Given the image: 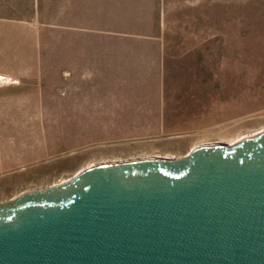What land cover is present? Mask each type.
Wrapping results in <instances>:
<instances>
[{
	"label": "rangeland",
	"instance_id": "obj_1",
	"mask_svg": "<svg viewBox=\"0 0 264 264\" xmlns=\"http://www.w3.org/2000/svg\"><path fill=\"white\" fill-rule=\"evenodd\" d=\"M40 1L0 0V214L93 164L264 133V0H152L118 19L34 17ZM118 29L153 30L163 57L125 67Z\"/></svg>",
	"mask_w": 264,
	"mask_h": 264
},
{
	"label": "water",
	"instance_id": "obj_2",
	"mask_svg": "<svg viewBox=\"0 0 264 264\" xmlns=\"http://www.w3.org/2000/svg\"><path fill=\"white\" fill-rule=\"evenodd\" d=\"M227 144L23 195L0 214V264H264V133Z\"/></svg>",
	"mask_w": 264,
	"mask_h": 264
},
{
	"label": "crops",
	"instance_id": "obj_3",
	"mask_svg": "<svg viewBox=\"0 0 264 264\" xmlns=\"http://www.w3.org/2000/svg\"><path fill=\"white\" fill-rule=\"evenodd\" d=\"M151 3L152 0H42L36 7L37 14L32 16L40 18H67V19H90V18H109L118 19L124 17H137V12L153 13V6H141L138 3ZM43 13V14H39ZM80 31H88L86 27H81ZM118 35L130 36L129 44L116 47L115 58L124 61L127 67L131 60L141 58L148 64V60L154 58V54H159L162 58L165 48L156 47V35L153 30L139 31L133 29L119 30ZM125 70L122 75H125ZM126 72V71H125ZM153 82V81H152ZM154 90V87L151 88Z\"/></svg>",
	"mask_w": 264,
	"mask_h": 264
},
{
	"label": "built area",
	"instance_id": "obj_4",
	"mask_svg": "<svg viewBox=\"0 0 264 264\" xmlns=\"http://www.w3.org/2000/svg\"><path fill=\"white\" fill-rule=\"evenodd\" d=\"M0 80H4V81H6V76H5V75H2V74H0Z\"/></svg>",
	"mask_w": 264,
	"mask_h": 264
},
{
	"label": "bare ground",
	"instance_id": "obj_5",
	"mask_svg": "<svg viewBox=\"0 0 264 264\" xmlns=\"http://www.w3.org/2000/svg\"><path fill=\"white\" fill-rule=\"evenodd\" d=\"M262 131H263V130H262ZM262 131H260V132H262ZM260 132H259V133H260ZM254 135H255V134H254ZM247 137H248V136H247ZM244 138H246V137H244ZM244 138H242V139H244ZM240 140H241V139H240ZM238 141H239V140H238ZM238 141H235V142H232V143L229 142V144L232 145V144H234V143H236V142H238Z\"/></svg>",
	"mask_w": 264,
	"mask_h": 264
}]
</instances>
